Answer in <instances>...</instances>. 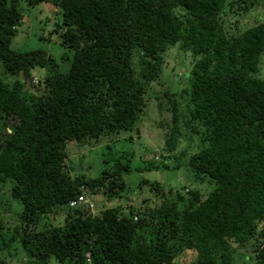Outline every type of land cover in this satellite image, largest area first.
<instances>
[{"label":"trees","instance_id":"trees-1","mask_svg":"<svg viewBox=\"0 0 264 264\" xmlns=\"http://www.w3.org/2000/svg\"><path fill=\"white\" fill-rule=\"evenodd\" d=\"M258 1L227 8L228 0H0V65L15 78L0 77V188L11 181L10 197L21 206L14 229L27 257L21 264H233L237 254L264 264V21L231 34L223 19L226 8L246 12ZM20 3L59 8L54 32L70 53L62 57L65 72L44 51L11 48L22 24ZM176 44L193 58L184 127L200 142L183 166L213 190L170 200L155 183V207L126 213L118 205L99 215L69 209L81 195L123 197L129 158L104 161L96 178L72 177L67 145L137 126L163 53ZM36 68L46 71L33 77ZM26 80L42 91H29ZM168 101L164 151L176 164L149 161L143 171L181 167L174 157L179 104L173 95ZM62 207V224L43 223ZM185 251L194 252V262L178 261Z\"/></svg>","mask_w":264,"mask_h":264},{"label":"rangeland","instance_id":"rangeland-1","mask_svg":"<svg viewBox=\"0 0 264 264\" xmlns=\"http://www.w3.org/2000/svg\"><path fill=\"white\" fill-rule=\"evenodd\" d=\"M235 1L237 0H228L225 7L228 8V4L235 3ZM245 1L250 2V0ZM19 8L23 19L12 40L11 48L20 52L44 51L48 57L55 61L57 70L64 71L66 64L62 62V57L67 52V55L70 53L60 46L59 33L54 32L57 24L61 23L59 8L49 4L29 7L25 3H20ZM227 8L223 19L225 27L231 34L243 32L252 27L256 21H264V0H259L257 5L246 12L238 11L236 5L231 13L228 12ZM179 46V44L171 46L163 53L162 73L159 79L147 88L144 96L146 107L137 126L131 131H122L117 136L101 137L95 143L84 139L68 143V157L65 162L72 177L96 178L102 169L113 164L112 161L115 158L120 156L131 160L130 167L132 170L123 176L126 190L121 199L107 201L101 193L90 196L91 198L87 196L88 199L94 201V210L92 211L94 215H99L103 210L118 205H121L126 213L129 207L137 209L140 206L146 208V206L155 207L159 205L160 200L155 197V192L149 189L155 183L154 189L162 190L161 193L164 196H169L170 200L175 198L176 193L187 198L191 192L198 190L199 194L205 197L209 191L213 190L212 183H209L208 180H195L192 173L183 166L189 156L199 151L200 142L198 135L193 132L192 134L190 129L184 127L188 110L186 109V98L183 90L189 86L188 77L193 66V58L190 52L181 50ZM45 71L36 68L31 71V75L41 77ZM0 77L8 83L15 80L13 77L3 75L1 65ZM258 77L264 79V54L260 57ZM26 88L36 93L41 92L43 86L33 84L32 87L30 82L26 80ZM170 95L175 96L179 104L176 117L180 135L174 157L181 167L170 170L143 171V165L149 161L153 165H160L167 163V161L172 167L176 164L174 159L168 160L164 151L165 138L169 134L166 125L172 119L171 104L168 101ZM3 136L4 132L0 131V141ZM106 160L108 165L104 163ZM144 180L150 183L142 184ZM11 185L12 182L7 181L5 186L0 188V264H21L27 260L18 240L14 239V229L17 225L15 224L17 220L15 215L19 213L21 206L10 197ZM65 210V207L56 209L53 214L44 219L43 223L62 224ZM195 256L194 252L185 251L180 255L178 261L181 263L194 262ZM254 263V258L249 260L242 254H237L233 262V264ZM49 264L57 263L51 259Z\"/></svg>","mask_w":264,"mask_h":264},{"label":"built area","instance_id":"built-area-1","mask_svg":"<svg viewBox=\"0 0 264 264\" xmlns=\"http://www.w3.org/2000/svg\"><path fill=\"white\" fill-rule=\"evenodd\" d=\"M36 82V81H34ZM87 208L92 209L93 208V202L89 201L86 196L81 195L76 200H73L68 203V208L73 210L76 208Z\"/></svg>","mask_w":264,"mask_h":264},{"label":"clouds","instance_id":"clouds-1","mask_svg":"<svg viewBox=\"0 0 264 264\" xmlns=\"http://www.w3.org/2000/svg\"><path fill=\"white\" fill-rule=\"evenodd\" d=\"M34 83H36V82H34ZM88 199V198H87ZM89 201H92L93 202V208L92 209H87L88 211H93L94 210V201L93 200H91V199H88Z\"/></svg>","mask_w":264,"mask_h":264},{"label":"water","instance_id":"water-1","mask_svg":"<svg viewBox=\"0 0 264 264\" xmlns=\"http://www.w3.org/2000/svg\"><path fill=\"white\" fill-rule=\"evenodd\" d=\"M10 132V131H9Z\"/></svg>","mask_w":264,"mask_h":264}]
</instances>
